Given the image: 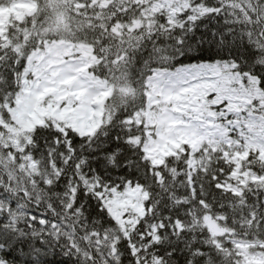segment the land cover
I'll list each match as a JSON object with an SVG mask.
<instances>
[{
    "label": "snow or ice",
    "instance_id": "6c2138e0",
    "mask_svg": "<svg viewBox=\"0 0 264 264\" xmlns=\"http://www.w3.org/2000/svg\"><path fill=\"white\" fill-rule=\"evenodd\" d=\"M33 3L0 33V264H264V0Z\"/></svg>",
    "mask_w": 264,
    "mask_h": 264
},
{
    "label": "rangeland",
    "instance_id": "374dc122",
    "mask_svg": "<svg viewBox=\"0 0 264 264\" xmlns=\"http://www.w3.org/2000/svg\"><path fill=\"white\" fill-rule=\"evenodd\" d=\"M33 9L34 3L31 0H17L13 2L9 7H0V33L5 30V25L9 22V16H13L16 19H22L26 13H30ZM109 94L110 88L108 87L105 96L108 97ZM89 119H91V117H89ZM94 126V124L89 125V128ZM176 146H178L176 141H166L163 144H156L154 148L151 149L150 154H166L171 150V147Z\"/></svg>",
    "mask_w": 264,
    "mask_h": 264
},
{
    "label": "trees",
    "instance_id": "16d2710c",
    "mask_svg": "<svg viewBox=\"0 0 264 264\" xmlns=\"http://www.w3.org/2000/svg\"><path fill=\"white\" fill-rule=\"evenodd\" d=\"M15 1L17 0H11V4ZM70 23L74 26L75 21L72 20L70 21ZM109 88H110V94L108 95V98H110L109 99L110 105H120L126 102V100L121 95V89L125 88V83L122 80H116L114 83L109 85ZM49 259L63 261L64 264H78L75 257L66 256L63 254H57L55 256H50Z\"/></svg>",
    "mask_w": 264,
    "mask_h": 264
}]
</instances>
